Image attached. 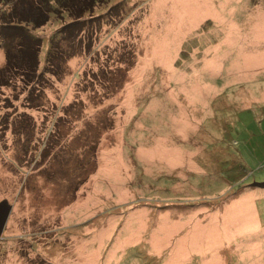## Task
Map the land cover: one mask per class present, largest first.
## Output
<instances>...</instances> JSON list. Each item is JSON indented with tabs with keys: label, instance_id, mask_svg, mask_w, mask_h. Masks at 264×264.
I'll return each mask as SVG.
<instances>
[{
	"label": "rangeland",
	"instance_id": "374dc122",
	"mask_svg": "<svg viewBox=\"0 0 264 264\" xmlns=\"http://www.w3.org/2000/svg\"><path fill=\"white\" fill-rule=\"evenodd\" d=\"M114 2L119 16L96 20L91 54L47 75V110L0 87V200L12 204L0 264H264V0H108L96 12ZM59 23L51 14L32 30L39 70ZM129 43L133 64L85 106L91 130L104 129L95 170L77 189L68 172L46 180L51 106L85 99L97 50L102 60L106 45ZM15 110L34 118L27 153L10 130Z\"/></svg>",
	"mask_w": 264,
	"mask_h": 264
},
{
	"label": "trees",
	"instance_id": "16d2710c",
	"mask_svg": "<svg viewBox=\"0 0 264 264\" xmlns=\"http://www.w3.org/2000/svg\"><path fill=\"white\" fill-rule=\"evenodd\" d=\"M107 1L0 0V47L3 45L4 54V62L0 66V87L18 85L24 93L21 106L28 109H40L43 106L44 110H47L48 107L44 103L46 100L43 98L48 87L47 75L58 78L63 74L69 58L80 53L91 54L95 48L91 49L90 40L100 27L93 28L96 26V20L100 25L101 22L110 23V19L115 20L119 16L120 5L116 2L107 7V15L96 12L97 8ZM51 14L57 16L61 23L49 38L44 65L39 70L41 38L32 30L45 24ZM105 16L106 20L103 19ZM65 17H68L66 21ZM118 45H106L102 50V60L100 50H97L94 59L96 68L84 72L82 91L88 92L85 97L87 102L79 95L69 103L59 106V109H56V105L51 106L49 118L52 125L43 137L45 139L39 153L46 161L43 168L46 180L55 179L54 182H57L59 176L64 177L68 172L70 176L77 175V180H67L69 186L74 184L73 189H77L95 170L96 141L104 129L100 127L98 134L94 133L91 130L93 119L83 115L86 103L89 102L90 105L93 104V108H97L109 97L110 87L115 86L111 74L118 70L117 67L122 63L127 67L133 64L135 49L132 44ZM78 91L81 92L79 89ZM2 97L0 101L8 102L9 97ZM103 110H95L94 116ZM16 112L10 118V122L14 124L10 130L14 134L15 143L27 144V153L35 139L34 118L25 110ZM79 120H82L81 126L75 129ZM25 126L28 130H25Z\"/></svg>",
	"mask_w": 264,
	"mask_h": 264
},
{
	"label": "water",
	"instance_id": "95a60500",
	"mask_svg": "<svg viewBox=\"0 0 264 264\" xmlns=\"http://www.w3.org/2000/svg\"><path fill=\"white\" fill-rule=\"evenodd\" d=\"M259 186H264V182L256 183ZM12 209V204L9 203L6 199L0 200V235L6 224L8 215Z\"/></svg>",
	"mask_w": 264,
	"mask_h": 264
}]
</instances>
